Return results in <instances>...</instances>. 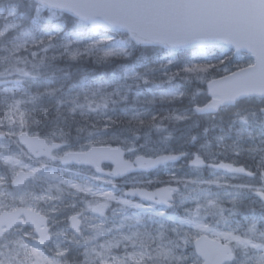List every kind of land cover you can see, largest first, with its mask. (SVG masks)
I'll use <instances>...</instances> for the list:
<instances>
[{
  "label": "rangeland",
  "instance_id": "obj_1",
  "mask_svg": "<svg viewBox=\"0 0 264 264\" xmlns=\"http://www.w3.org/2000/svg\"><path fill=\"white\" fill-rule=\"evenodd\" d=\"M13 8L16 15H8ZM38 8L40 5L32 0H0V31L15 26L0 38V79H17L0 86V126L6 128H0V213L23 205L49 214L54 238L49 250L57 255L67 254L53 259L36 243L38 235L32 227L18 226L0 238V264H44L39 257L31 256L33 248L55 264H167L157 258L161 248L177 241L180 248L175 253L192 258L196 254L194 240L201 234L216 238L213 232H230L264 244V201L260 196L264 193V116L260 115L264 100L246 98L235 106L222 107L219 114L201 116L193 109L213 97L211 80L250 65L254 59L244 53L234 58L236 54L228 46L212 47L194 54L216 62L214 68L206 64L195 67L207 71L184 72L176 66L178 50L138 47L128 33L103 32L88 23L78 27L80 21L68 24L62 12L53 18L48 9L37 16ZM105 38L129 41L130 55L102 59L103 51L92 50L91 46L99 45ZM105 47L99 45V49ZM76 53H80L78 58L71 59L70 54ZM88 58L95 65L90 73L98 74L95 82H69L65 64ZM126 69H134L136 76L143 79L126 76ZM25 72L29 76H24ZM105 103L107 106L103 107ZM113 112L120 119L115 123L111 120L110 124ZM237 113H256V117H250L249 124L244 125ZM181 114L188 119H172ZM24 131L51 141H64L66 146L58 155L104 144L124 146L127 157L132 159L142 154L158 156L185 151L186 159L160 168L152 173L153 177L143 174L123 180L185 182H178L173 210L168 213L165 208L127 197L128 187L123 183L108 187L104 182L99 187L89 179H74L65 170L44 166L43 158L35 161L15 138ZM191 136L197 137L194 143L189 142ZM196 153L204 160L242 165L251 178L190 167L189 161ZM6 160L13 163H5ZM23 169L40 171L26 185L13 187V179ZM80 170L96 174L89 168ZM235 179L244 180L241 184ZM251 180L256 182L248 184ZM71 185L90 191H77ZM108 193L114 198L108 199ZM212 202L215 207L209 208ZM98 205L106 211H94ZM161 211L164 216L156 215ZM75 215L83 220L81 234L71 228L70 220ZM182 220L191 222L180 224ZM253 222L255 235L249 232ZM197 224L210 231L200 232ZM186 238L188 242L184 243ZM24 244L27 249L21 247ZM231 245L235 247V241ZM262 256V251L249 248L245 255L239 249L233 264H257ZM185 264H191V260Z\"/></svg>",
  "mask_w": 264,
  "mask_h": 264
},
{
  "label": "snow or ice",
  "instance_id": "obj_2",
  "mask_svg": "<svg viewBox=\"0 0 264 264\" xmlns=\"http://www.w3.org/2000/svg\"><path fill=\"white\" fill-rule=\"evenodd\" d=\"M37 2L40 5V8L36 9L37 16L43 9L50 10L53 18H58L59 12H69L80 21L78 27H83L86 23L91 22L97 27L125 29L131 33L130 39L136 44H161L174 50L197 41L221 40L225 44L234 45L237 52L246 50L256 57V63L243 69L242 72L236 73L234 77H228L225 82H222L226 83L227 86L213 92L212 103L203 108H195V112H214L222 106L234 105L244 98L260 97L264 100V0H37ZM2 15L3 13H0V16ZM8 15H16L15 8L11 9ZM10 27L15 26H6L0 31V38L6 36ZM24 35L27 36L29 33H24ZM99 45L106 47L99 49ZM99 45H92L91 47L92 50H102V59L104 60L112 57L127 58L130 55L129 41L117 40L113 42L111 39L105 38L99 41ZM78 55L80 53L70 54V57L75 60ZM203 71H207V69L195 67L184 69V72ZM23 75L29 76L26 72ZM125 75L135 79H143L136 76L134 69H126ZM144 83H148V81L144 80ZM51 94L54 95L55 93ZM106 106L107 103L103 105V107ZM260 112L264 113V108H261ZM236 115L244 125L249 124L250 117H256V113H249L247 116H242L240 113ZM172 119L181 121L188 119V117L181 114L172 117ZM207 131L205 129V134ZM261 136L264 138V125L261 126ZM196 140V136L189 137V142L194 143ZM55 147L57 146L53 145V148ZM91 155V153L86 154V157L69 155L64 158V162L67 163L69 160L86 161L87 157ZM50 158L54 159L51 156ZM177 159L180 157L176 155L164 156L156 160L140 158L136 164L142 168H152ZM5 163L11 164L13 161L6 160ZM202 165L203 161L197 156L193 161V166L200 167ZM219 168L232 173L245 172L243 168H233L224 164H220ZM245 174L250 175V173ZM17 182L22 183V180L18 178ZM71 187L77 188V191H90V189H81L77 185H71ZM257 194L260 195V193ZM106 195L108 199L114 198L111 193ZM146 198L152 199L153 197L148 196ZM169 200L170 196L164 195L156 202L168 204ZM120 203L127 202L120 201ZM130 206L141 207L140 205ZM208 207H215V203H210ZM156 215L164 216V212H157ZM40 220L43 222L42 218ZM18 222L24 223V221ZM190 222V220L179 221L180 224ZM72 226L77 228L75 217H73ZM196 226L202 233L210 231L202 224ZM255 228L256 225L253 222L249 229L253 235H255ZM38 230L40 231V239L36 241L37 244H43L46 240L51 239L47 235L46 229L38 228ZM213 235L216 239L212 241H209L206 236H201L200 239L196 240V254L192 258L175 253V249L180 248L177 241H172L170 245L165 246L167 250L161 248L157 258L164 260L167 264H185L189 259L191 264H233L237 259L234 253L239 249H243L245 255H247L249 248L264 252V244L255 243L250 239H241L240 236L230 232H213ZM262 238H264V234H262ZM221 240L225 243H219ZM233 241H235V247H229ZM187 242L186 238L184 243ZM85 243H91V241H85ZM21 247L27 249L28 245L24 244ZM30 254L32 257L42 259L44 264H55V262L44 257L36 248H33ZM66 254L65 252L58 253L60 256ZM149 259H152L151 254H149ZM34 264L37 262L34 261ZM257 264H264V256L259 258Z\"/></svg>",
  "mask_w": 264,
  "mask_h": 264
},
{
  "label": "water",
  "instance_id": "obj_3",
  "mask_svg": "<svg viewBox=\"0 0 264 264\" xmlns=\"http://www.w3.org/2000/svg\"><path fill=\"white\" fill-rule=\"evenodd\" d=\"M103 28L104 29H111V27H103ZM121 30H125V29H121ZM212 43H223V41H221V40L197 41L194 43H190L187 46H182V47H178V48H190V47H194V46H204V45H209ZM240 72H242V71H239L236 73H240ZM236 73L230 74L228 76L214 80L211 84L213 87L212 91L214 92V91H217L221 88L226 87L227 86L226 83H222V82H225L228 77H234ZM8 82H11V81L0 80V85L6 84ZM20 141L23 145H25L29 149V151L32 154H34L37 157H41L44 155H48L49 157L50 156L53 157L52 151L54 149L61 148L63 146V144L60 142H56L52 145H49L44 138H41L39 136H31L28 133H22L20 135ZM53 145H56L57 147L53 148ZM89 153H91L92 155L90 157H87L86 161L82 160L81 162H77L76 160H69V162H67V163L64 162V158L69 156V155L86 157V154H89ZM125 154H126V152L122 149L121 146L101 145V146H94L86 152H84V151H70L63 158H59V159L64 164L80 163V164L93 165V166L97 167L98 172H102L104 174H110V172L102 170V168H101L102 164L105 162H113L116 165V167L114 169L115 177L120 178V177H122L128 173H131V172H137V171H141V170H151V169L156 168V167L161 165V164L156 165L155 167H152V168H142L138 164L136 165V161L140 158L156 160V159H160L161 157L169 156V155H176V156H179L180 158H182L184 156V154H179V155H177V154H165V155H160L159 157L154 158V157H147L145 155H142V156L137 157L135 159V162H133L132 160H127L125 158ZM54 159H56V158L54 157ZM200 159L203 161L202 166H206L207 162L204 161V159L201 157H200ZM177 160H179V159H177ZM177 160H175V161H177ZM193 161L191 162L192 165H193ZM168 162H174V161H168ZM164 164H166V163H164ZM220 164H224L226 166H231L233 168H242V167H237L230 162H221L218 164L210 163L209 165L211 167L217 168L219 170H225L226 171V169L219 168ZM125 166H130V167H125ZM237 173H239V172H237ZM32 176H33V173L22 171L18 174L16 180L14 181V185L24 184ZM18 178L20 180H22V183L17 182ZM174 189H177V187L176 186H173V187L172 186H166V187L159 188L155 191H149L147 189H135V190H131L129 193L130 194L135 193V196L141 197L144 200L156 202L157 200H160L164 195L170 196V200H172ZM141 194H144V195H141ZM156 194H160V195H156ZM148 196H151L153 198L152 199L146 198ZM262 196H264V193L261 194V197ZM159 204H163V203H159ZM166 205H171V203L168 202V204H166ZM21 210L22 209L17 210L16 212H13V213L5 212L3 215H0V235H3L5 233V231L3 230L4 225H7L8 228H11V227L15 226L16 224H18L17 217L20 214ZM76 223H77L76 231L80 233L81 220L78 219V216H76ZM202 236H206L209 241L215 240V239H212L211 237H209L208 235H202ZM219 243L223 244L220 241H219ZM195 246H196V243H195ZM229 247H230V245H229ZM103 264H109V263H103Z\"/></svg>",
  "mask_w": 264,
  "mask_h": 264
},
{
  "label": "trees",
  "instance_id": "obj_4",
  "mask_svg": "<svg viewBox=\"0 0 264 264\" xmlns=\"http://www.w3.org/2000/svg\"><path fill=\"white\" fill-rule=\"evenodd\" d=\"M64 17L66 18V21H65L66 23L71 24L74 22V19L71 16L64 15ZM91 62H92V59L88 58L87 60H84V61L80 60L76 62L66 63L65 64L67 66L66 72L68 73L70 77L69 82L75 83V82L82 81L83 83H86L88 85L92 84L91 82H95L94 77L97 76L98 74L96 72L94 74L92 73L93 72L92 70L95 69V65H93ZM203 62L205 61L202 59H195L194 56L190 54V52L186 51V52H181L179 54L177 67L184 70L186 67L205 66L206 64H202ZM210 66H212L213 68L215 67L214 64H211ZM90 71L92 72L90 73ZM87 72H89V74L85 76ZM118 119H120L119 114L118 113L116 114L113 112V115L111 116V119H110V124H111V120L112 122L115 123V120L118 121Z\"/></svg>",
  "mask_w": 264,
  "mask_h": 264
},
{
  "label": "flooded vegetation",
  "instance_id": "obj_5",
  "mask_svg": "<svg viewBox=\"0 0 264 264\" xmlns=\"http://www.w3.org/2000/svg\"><path fill=\"white\" fill-rule=\"evenodd\" d=\"M74 167H76V166H74ZM146 186H148V187H150V186H154V185H152V184H147ZM76 214V213H75ZM48 216V215H47ZM50 226V225H49ZM50 229H52V227L50 226Z\"/></svg>",
  "mask_w": 264,
  "mask_h": 264
},
{
  "label": "bare ground",
  "instance_id": "obj_6",
  "mask_svg": "<svg viewBox=\"0 0 264 264\" xmlns=\"http://www.w3.org/2000/svg\"><path fill=\"white\" fill-rule=\"evenodd\" d=\"M244 99H246V98H244ZM244 99H242V100H244ZM242 100H241V101H242Z\"/></svg>",
  "mask_w": 264,
  "mask_h": 264
}]
</instances>
